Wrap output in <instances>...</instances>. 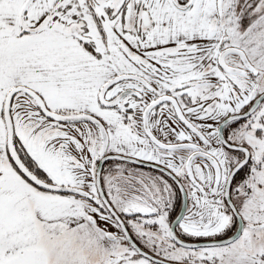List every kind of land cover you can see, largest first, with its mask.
<instances>
[{
  "label": "snow or ice",
  "instance_id": "snow-or-ice-1",
  "mask_svg": "<svg viewBox=\"0 0 264 264\" xmlns=\"http://www.w3.org/2000/svg\"><path fill=\"white\" fill-rule=\"evenodd\" d=\"M0 264H264V0H0Z\"/></svg>",
  "mask_w": 264,
  "mask_h": 264
}]
</instances>
